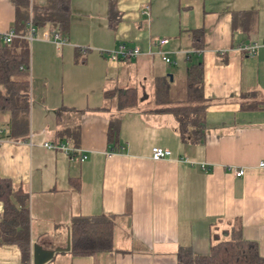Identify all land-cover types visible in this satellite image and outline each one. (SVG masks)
Here are the masks:
<instances>
[{
  "label": "crops",
  "instance_id": "crops-1",
  "mask_svg": "<svg viewBox=\"0 0 264 264\" xmlns=\"http://www.w3.org/2000/svg\"><path fill=\"white\" fill-rule=\"evenodd\" d=\"M35 5L45 0H29L27 28L17 30L15 4L0 0V34L26 33ZM115 8L112 22L109 0H70L62 43L38 38L49 30L32 24L26 134L9 136L11 116L0 112V177L28 193L30 264L34 251L44 264H176L181 248L206 254L235 228L264 257V0H115ZM159 37L169 42L155 46ZM120 43L141 54L110 60ZM251 43L259 45L253 56L241 49ZM159 49L176 64L164 63ZM180 59L186 68L201 63L204 111L195 140H183L173 112L162 109L183 102L170 84L164 103L145 104L151 95L155 103L157 80H169L162 64L179 70ZM130 87L138 102L120 108V92ZM114 119L117 145L109 143ZM154 146L171 155L153 160ZM2 213L0 202V221ZM95 214L113 217V250L72 255V219ZM20 263L19 248L1 243L0 264Z\"/></svg>",
  "mask_w": 264,
  "mask_h": 264
},
{
  "label": "trees",
  "instance_id": "trees-1",
  "mask_svg": "<svg viewBox=\"0 0 264 264\" xmlns=\"http://www.w3.org/2000/svg\"><path fill=\"white\" fill-rule=\"evenodd\" d=\"M16 8L15 29L26 30L29 0H12ZM115 0H109L111 21L117 19ZM33 25L47 28L58 35L64 33L70 20V0H45L44 6L33 8ZM26 27V28H25ZM30 45L24 38L13 39L10 43L0 40V112L10 114L9 136L26 134L30 104ZM186 98L182 104L168 109L175 115L180 136L199 138L204 111L202 95L201 63L186 68ZM168 79L157 80V104L164 103L162 95L167 92ZM138 102L134 87L121 91L118 99L120 108L130 107ZM119 121L109 124V143L117 145ZM114 150V149H113ZM28 193L21 187H14L8 178L0 177V202L3 213L0 221V244H14L21 252V263L30 264V216ZM113 217L95 214L76 216L70 224L69 249L75 256H89L113 250ZM176 264H264L258 244L246 240L240 229H233L228 238L211 245L208 253L194 254L189 248H181Z\"/></svg>",
  "mask_w": 264,
  "mask_h": 264
},
{
  "label": "built area",
  "instance_id": "built-area-1",
  "mask_svg": "<svg viewBox=\"0 0 264 264\" xmlns=\"http://www.w3.org/2000/svg\"><path fill=\"white\" fill-rule=\"evenodd\" d=\"M148 6H144L143 7V12L148 14ZM29 25V29L26 33H23L22 31H17L14 28H11L9 30H7L6 32L0 34V40L3 43H10L14 38H24L27 40H32L35 36V30L32 26L31 23L28 24ZM43 39L45 40H53L57 43H62L63 41L60 40L59 35L56 32H49L46 31L44 33V37ZM169 42V39L167 37H159L156 38L153 41V44L155 46L158 47H162L164 45H166ZM261 46H264V41L260 44ZM258 44L257 43H251L248 45H244L241 47L242 50H246L248 52L249 55L253 56L255 54V50L256 48H258ZM141 54V50L139 47L137 46H127L125 43H120L118 44V46L115 49H112L110 51L107 52V56L110 60H126L128 58H134L138 55ZM158 54L160 55L162 61L166 64L169 65H175L176 61L172 58L169 57V55L163 51H161V49L158 50ZM5 129L0 126V141L3 139V135L5 133ZM45 146L48 148H57L62 150L63 152H65L66 154H69L71 156L72 159L74 160H78V161H83L86 159V155L83 153H77L73 148L66 146L65 144H49V143H45ZM171 155L170 150H168L167 148H162V147H158V146H154L151 149V158L153 160H159L165 157H168ZM259 167H264V160H261L258 163ZM229 171H231L232 173H234L236 176H242L245 173V169L244 168H236L234 166H229L228 167Z\"/></svg>",
  "mask_w": 264,
  "mask_h": 264
},
{
  "label": "rangeland",
  "instance_id": "rangeland-1",
  "mask_svg": "<svg viewBox=\"0 0 264 264\" xmlns=\"http://www.w3.org/2000/svg\"><path fill=\"white\" fill-rule=\"evenodd\" d=\"M44 33H45L44 30H39L38 31V38H43ZM31 43H32V41H31ZM76 43H80L79 40H76ZM191 55H193V53ZM184 64H186V63H183L182 59H180L179 70H176V68H173V67L172 68L169 67L168 66L169 64L168 65L162 64V67H166L167 70H170V71L166 72V75H168V77H169V74H172V75L174 74L173 75L174 76L173 81L170 80V78H169V81H170L169 84H170L171 90L175 96V99H177L179 101L184 100L186 98V89H185V80H186L185 69H186V67ZM148 90H149V88L146 89L147 93H148ZM115 95H117V93ZM109 98L112 99L111 97H109ZM152 98H153V95L150 96L148 101H145L146 106H152V105L157 103L156 101H155V103H153Z\"/></svg>",
  "mask_w": 264,
  "mask_h": 264
},
{
  "label": "water",
  "instance_id": "water-1",
  "mask_svg": "<svg viewBox=\"0 0 264 264\" xmlns=\"http://www.w3.org/2000/svg\"><path fill=\"white\" fill-rule=\"evenodd\" d=\"M169 78H170V80H173V77H172L171 74H169ZM67 249H69V240H68ZM51 255H53V253ZM44 263H45V261H39V258L37 256V253L34 251V254H33V263L32 264H44Z\"/></svg>",
  "mask_w": 264,
  "mask_h": 264
}]
</instances>
